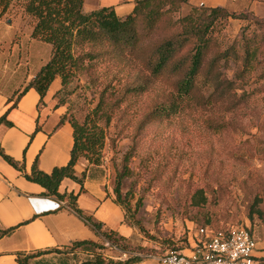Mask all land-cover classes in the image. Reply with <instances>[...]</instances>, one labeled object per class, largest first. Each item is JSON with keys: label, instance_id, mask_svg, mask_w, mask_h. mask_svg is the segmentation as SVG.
Here are the masks:
<instances>
[{"label": "rangeland", "instance_id": "1", "mask_svg": "<svg viewBox=\"0 0 264 264\" xmlns=\"http://www.w3.org/2000/svg\"><path fill=\"white\" fill-rule=\"evenodd\" d=\"M100 1L85 0L84 11L95 10ZM185 3L172 15L174 22L193 11L183 9ZM14 6V14L19 15L22 4ZM23 23L26 30L34 27L33 19L23 18ZM164 29L163 24L156 38ZM214 37L218 47L211 50L208 60L242 39H263L264 26L228 18L218 21ZM259 57L261 60L264 55ZM238 63L233 58L221 61V72L234 79ZM262 69L264 61L254 68L246 87L250 101L236 110L231 126L223 132L207 131L183 110L146 125L155 106L173 91L169 84L154 81L129 60L110 66L98 64L95 70L77 75L57 94L67 119L80 123L105 91V98L110 96L112 102L122 98L110 125L102 123L107 139L100 166L106 176L105 189L117 198V173L132 153L131 175L123 181L120 199L125 203V221L137 232L128 239L129 252L142 255L140 249H147L148 259H152L190 248L197 239V228L207 222L214 229L249 228L255 240L264 244V217L255 214L257 206L264 211V80H258ZM131 88L142 89L128 91ZM204 108L221 113L224 104L212 103ZM197 189H203L208 199L201 207L193 206L195 202L191 201ZM70 249L61 252L67 254ZM127 258L128 254L123 260Z\"/></svg>", "mask_w": 264, "mask_h": 264}, {"label": "trees", "instance_id": "2", "mask_svg": "<svg viewBox=\"0 0 264 264\" xmlns=\"http://www.w3.org/2000/svg\"><path fill=\"white\" fill-rule=\"evenodd\" d=\"M184 0H137L131 15L120 18L113 7H102L91 12L84 11L85 0H0L4 14L14 3L22 4L23 12L34 20L32 38L52 47L50 60L38 72L32 82L25 88L18 99L29 89H35L41 100L46 96L50 86L61 79V89L67 87L77 75L95 70L98 64L112 65L120 60L133 61L150 74L160 84H169L173 94L158 103L152 114L147 117L149 124L160 117L170 116L185 111L195 121L203 124L208 131L223 132L231 126V120L238 108L250 101L246 87L250 85L254 68L264 61L263 39H242L226 51L219 52L208 60L210 52L217 46L214 37L218 21L234 18L253 21L264 26V18L252 13H229L223 8H193L186 17L174 22L172 15L180 10ZM164 24V33L160 38L156 34ZM243 51V53H240ZM234 59L237 71L234 79L221 72V61ZM108 71H105L107 73ZM116 80V79H113ZM112 80V81H113ZM258 80H264V69ZM142 88H131L130 90ZM61 91V90H60ZM59 91V92H60ZM127 91V92H128ZM58 92V93H59ZM107 94V92H104ZM104 93L95 109L85 117L82 123L69 120L74 130V147L71 160L67 166L57 167L50 174L40 171L37 164L26 179L46 189L47 196L61 200L68 199L69 207L83 219L102 241L108 242L110 248H117L128 254L126 260H114L105 255L104 244L93 241H79L72 244L70 251L79 250L87 255L80 264H137L148 259L147 249H140L142 255L129 252L128 239L114 231L103 230V224L92 216L85 214L76 205L74 195H61L58 190L62 181L69 178L83 185V178L75 174V166L81 159L90 165H101L102 151L106 144V128L110 125L112 114L121 99L112 102ZM222 103L224 110L213 113L205 106ZM181 108V110H180ZM5 121L3 118L1 122ZM1 153V151H0ZM129 153L122 168L118 171L115 186V201L125 210L122 200V184L131 175ZM3 157L11 165L18 167L9 156ZM126 195V200H127ZM195 207H201L208 201L203 189H197L192 197ZM260 218L264 211L256 207ZM210 222L200 227H211ZM213 228V227H211ZM249 229V228H248ZM252 233V231L249 229ZM11 233L0 231V238ZM42 253L19 255L18 264H28V259Z\"/></svg>", "mask_w": 264, "mask_h": 264}, {"label": "crops", "instance_id": "3", "mask_svg": "<svg viewBox=\"0 0 264 264\" xmlns=\"http://www.w3.org/2000/svg\"><path fill=\"white\" fill-rule=\"evenodd\" d=\"M136 1L101 0L96 9L113 7L117 16L125 18L133 13ZM194 7L223 8L229 13H252L264 18V0H186L183 9ZM14 12L12 4L1 14L0 5V231L11 230L0 238V264H18L19 255L24 259L37 253L42 254L28 259V264H80L87 258L85 253L61 251L86 240L104 244L105 255L123 260L121 252L106 246L107 242L69 207L68 199L47 196L45 188L26 179L35 164L47 174L69 164L74 130L69 120L61 123L66 110L56 98L62 87L60 78L53 82L43 100L35 89L27 90L18 99L50 60L52 47L32 38L33 27L25 29L23 18H32L23 9L19 15ZM3 118L5 121L1 122ZM3 154L11 157L18 167L7 162ZM101 168L85 159L79 160L75 174L84 177L83 185L66 178L58 192L74 195L77 207L102 223L103 230L114 231L126 239L134 238L137 232L125 221V210L111 191L105 189L106 176ZM31 198L58 201L63 206L56 211L41 212ZM196 240L181 252L190 253ZM256 255L264 260L262 242H257ZM137 264L160 263L158 258H152Z\"/></svg>", "mask_w": 264, "mask_h": 264}, {"label": "built area", "instance_id": "4", "mask_svg": "<svg viewBox=\"0 0 264 264\" xmlns=\"http://www.w3.org/2000/svg\"><path fill=\"white\" fill-rule=\"evenodd\" d=\"M30 201L41 212L60 209L63 205L58 201L34 199ZM40 204H50L41 207ZM197 240L189 254L172 251L158 258L160 264H264V260L256 255L257 241L248 228L232 226L220 229L211 227L197 228ZM106 246L110 247L107 242ZM114 250L121 252L117 248ZM126 253L122 256L126 257Z\"/></svg>", "mask_w": 264, "mask_h": 264}]
</instances>
